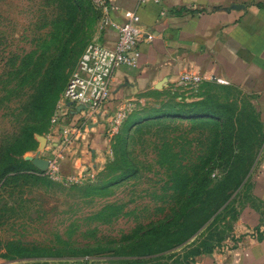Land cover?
Listing matches in <instances>:
<instances>
[{
    "label": "rangeland",
    "instance_id": "obj_1",
    "mask_svg": "<svg viewBox=\"0 0 264 264\" xmlns=\"http://www.w3.org/2000/svg\"><path fill=\"white\" fill-rule=\"evenodd\" d=\"M104 32L90 0H0V264H195L262 234L251 181L264 127L227 85L178 84L137 101L104 160H86L85 177L69 179L60 166L52 178L32 165L58 156L57 103ZM33 68L12 91L7 82ZM47 74L60 88L37 120L33 84Z\"/></svg>",
    "mask_w": 264,
    "mask_h": 264
},
{
    "label": "crops",
    "instance_id": "obj_2",
    "mask_svg": "<svg viewBox=\"0 0 264 264\" xmlns=\"http://www.w3.org/2000/svg\"><path fill=\"white\" fill-rule=\"evenodd\" d=\"M111 4V21L121 24L124 13L133 11L143 30L154 38L139 45L137 66L121 67L115 73L101 118L89 125L71 149L62 150L64 173L79 164L90 169L86 166L90 156L97 163L104 160L106 130L115 112L123 104L135 106L137 101L169 92L188 68L223 79L249 98L264 127V0H112ZM115 41L116 33L105 29L101 44L111 47ZM251 183L252 195L264 206V143ZM195 264H264V232L244 236L226 254L204 256Z\"/></svg>",
    "mask_w": 264,
    "mask_h": 264
},
{
    "label": "built area",
    "instance_id": "obj_3",
    "mask_svg": "<svg viewBox=\"0 0 264 264\" xmlns=\"http://www.w3.org/2000/svg\"><path fill=\"white\" fill-rule=\"evenodd\" d=\"M101 14L104 29H112L116 33L113 46L107 47L97 42L89 43L83 50L64 92L57 103L55 115L52 119L59 129L61 151L54 158L48 159L46 172L52 178L61 177L60 160L62 150L71 149L76 140L88 130L91 123L97 122L104 112L105 104L110 100L111 88L115 73L121 67H135L138 63V47L141 42H150L153 34L146 33L139 17L133 11L124 13V21L116 24L109 18L112 0H90ZM145 3L150 0H139ZM157 2L158 0H153ZM226 85L227 82L215 76L206 75L195 69L188 68L178 77L180 85L197 87L204 82ZM78 108L81 110L77 111ZM129 104H123L110 118L106 130V144H110L112 136L119 130L129 114ZM57 157V158H56ZM88 169L77 165L69 173V179L82 178L88 175ZM214 176V174L212 175ZM78 264H92L84 259Z\"/></svg>",
    "mask_w": 264,
    "mask_h": 264
},
{
    "label": "trees",
    "instance_id": "obj_4",
    "mask_svg": "<svg viewBox=\"0 0 264 264\" xmlns=\"http://www.w3.org/2000/svg\"><path fill=\"white\" fill-rule=\"evenodd\" d=\"M20 73L24 71L25 73V77H23V79H21L20 81L18 80V82L15 84H12L11 81H8L7 84L11 85V90L15 91L19 88H21V86H23L25 84V82L29 81L31 78H33V76L35 75L36 69L33 68L31 70H28L25 72V69H21L18 70ZM25 78V80H24ZM59 82H54L53 80H51L47 74L46 78L43 80H39L38 82L33 84L34 89L36 90L35 94L33 95V99L31 101V111L32 114L35 117H39L37 120L44 118L46 116V113L48 111V107L46 108V106H42L41 102L43 100H48L50 101V104H48V106L50 107L52 99L55 97L56 92L59 90ZM41 112H44V114L41 115ZM182 112V111H181ZM176 118H183L185 117L184 113H176L173 114ZM171 117V116H170ZM195 118V117H193ZM35 120V124L39 123V121Z\"/></svg>",
    "mask_w": 264,
    "mask_h": 264
},
{
    "label": "water",
    "instance_id": "obj_5",
    "mask_svg": "<svg viewBox=\"0 0 264 264\" xmlns=\"http://www.w3.org/2000/svg\"><path fill=\"white\" fill-rule=\"evenodd\" d=\"M81 110V108H78L77 111ZM41 148H43V146L45 145V140L43 138H41ZM32 165L35 166L38 170L40 171H46L48 168V161L44 160V159H33L31 161Z\"/></svg>",
    "mask_w": 264,
    "mask_h": 264
}]
</instances>
